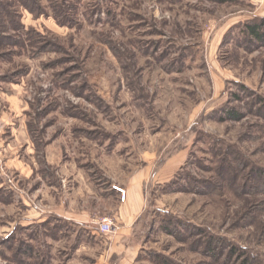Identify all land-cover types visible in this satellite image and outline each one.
Wrapping results in <instances>:
<instances>
[{
	"label": "rangeland",
	"instance_id": "obj_1",
	"mask_svg": "<svg viewBox=\"0 0 264 264\" xmlns=\"http://www.w3.org/2000/svg\"><path fill=\"white\" fill-rule=\"evenodd\" d=\"M0 15V264H117L111 235L49 214L77 174L145 178L132 264H264V0Z\"/></svg>",
	"mask_w": 264,
	"mask_h": 264
},
{
	"label": "crops",
	"instance_id": "obj_2",
	"mask_svg": "<svg viewBox=\"0 0 264 264\" xmlns=\"http://www.w3.org/2000/svg\"><path fill=\"white\" fill-rule=\"evenodd\" d=\"M79 175L70 178L73 187L65 191L66 195L62 191L64 184L61 186L62 188H58L62 193V199H57L54 205L49 207V214L75 225L90 227L93 225L96 233L98 230L94 222L100 218H106V215L112 216L118 226L116 232L110 236L112 245L117 248L113 247V253L121 256L117 264H132L138 247L129 245L128 241L132 238L130 236L132 230L144 209L143 184L145 178H140L129 187L113 186L112 190H104L96 188L92 181L82 177V174ZM117 188L124 193L122 202L121 193ZM122 243L126 246H123Z\"/></svg>",
	"mask_w": 264,
	"mask_h": 264
},
{
	"label": "built area",
	"instance_id": "obj_3",
	"mask_svg": "<svg viewBox=\"0 0 264 264\" xmlns=\"http://www.w3.org/2000/svg\"><path fill=\"white\" fill-rule=\"evenodd\" d=\"M118 191L121 193V200H124V193L117 188ZM94 225L97 227V230L100 234L103 235H112L115 231V226L112 224L110 219L108 218H100L94 222Z\"/></svg>",
	"mask_w": 264,
	"mask_h": 264
},
{
	"label": "trees",
	"instance_id": "obj_4",
	"mask_svg": "<svg viewBox=\"0 0 264 264\" xmlns=\"http://www.w3.org/2000/svg\"><path fill=\"white\" fill-rule=\"evenodd\" d=\"M1 17V15H0ZM1 19H0V24H1ZM247 26L246 27V32H247V35L251 38H254L256 40H263V35H262V32H261V26L258 25V24H255V25H249V24H246Z\"/></svg>",
	"mask_w": 264,
	"mask_h": 264
}]
</instances>
